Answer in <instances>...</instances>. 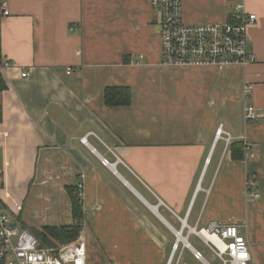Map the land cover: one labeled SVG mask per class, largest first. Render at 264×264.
<instances>
[{"label":"crops","instance_id":"obj_1","mask_svg":"<svg viewBox=\"0 0 264 264\" xmlns=\"http://www.w3.org/2000/svg\"><path fill=\"white\" fill-rule=\"evenodd\" d=\"M238 4L257 16L256 61L181 68L163 63L151 0H0V202L24 228L72 225L81 185L88 264H216L197 235L214 222L239 225L264 264V0H182V19L222 23ZM110 87L131 104L106 105Z\"/></svg>","mask_w":264,"mask_h":264},{"label":"built area","instance_id":"obj_2","mask_svg":"<svg viewBox=\"0 0 264 264\" xmlns=\"http://www.w3.org/2000/svg\"><path fill=\"white\" fill-rule=\"evenodd\" d=\"M151 4L161 17L164 65L181 68L206 65L246 66L256 61L254 53L249 50L247 31L248 27L257 22V16L246 13L243 5H237L234 15L228 21L190 25L182 19V0H151ZM1 5L3 14L8 16L7 3L3 2ZM9 68L10 63L3 61L0 52V75ZM21 72L23 78L30 75L25 69ZM250 90V87L246 88L247 94H250ZM255 117L254 106L248 105L245 119L252 122ZM216 138L228 144L231 140L222 127L217 130ZM82 142L87 144V139H82ZM247 156L254 157L249 147ZM102 163L112 166L105 159H102ZM4 180V171L0 169V188L4 185ZM247 190L250 198L260 199L258 183L254 178L248 179ZM80 195L83 197L82 193ZM13 223L17 225L14 227ZM197 235L221 264L253 263L249 243L242 235L239 225L214 222L197 231ZM177 249L176 245L174 252ZM194 257L202 260L203 254L194 251ZM87 262L83 231L76 243L50 248L43 245L29 229L24 228L16 215L0 202V264H88Z\"/></svg>","mask_w":264,"mask_h":264},{"label":"trees","instance_id":"obj_3","mask_svg":"<svg viewBox=\"0 0 264 264\" xmlns=\"http://www.w3.org/2000/svg\"><path fill=\"white\" fill-rule=\"evenodd\" d=\"M4 89L5 85L0 75V91ZM131 101L132 94L128 87H110L105 90V102L108 106L126 107L131 104ZM231 151L234 160H244L247 156L246 147L242 143H233L231 145ZM68 190L72 203L74 223L69 226H46L29 229L43 245L50 248H59L64 245L76 243L84 227V209L80 195L82 193V186L79 185L73 189L68 188ZM17 220H19V217H17Z\"/></svg>","mask_w":264,"mask_h":264},{"label":"rangeland","instance_id":"obj_4","mask_svg":"<svg viewBox=\"0 0 264 264\" xmlns=\"http://www.w3.org/2000/svg\"><path fill=\"white\" fill-rule=\"evenodd\" d=\"M20 207H23L22 205H20ZM21 211H22V209H21ZM13 212V211H12ZM220 261L218 260V261H216V264H221V263H219ZM94 264H100V263H98L97 261H95L94 262ZM215 264V263H214Z\"/></svg>","mask_w":264,"mask_h":264},{"label":"water","instance_id":"obj_5","mask_svg":"<svg viewBox=\"0 0 264 264\" xmlns=\"http://www.w3.org/2000/svg\"><path fill=\"white\" fill-rule=\"evenodd\" d=\"M17 225V223H13V226L15 227Z\"/></svg>","mask_w":264,"mask_h":264},{"label":"bare ground","instance_id":"obj_6","mask_svg":"<svg viewBox=\"0 0 264 264\" xmlns=\"http://www.w3.org/2000/svg\"><path fill=\"white\" fill-rule=\"evenodd\" d=\"M110 166V165H109ZM111 168H113L114 169V166H111Z\"/></svg>","mask_w":264,"mask_h":264}]
</instances>
